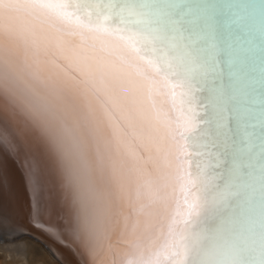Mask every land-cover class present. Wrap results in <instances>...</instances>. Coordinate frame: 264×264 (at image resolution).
<instances>
[{"label": "snow or ice", "instance_id": "snow-or-ice-1", "mask_svg": "<svg viewBox=\"0 0 264 264\" xmlns=\"http://www.w3.org/2000/svg\"><path fill=\"white\" fill-rule=\"evenodd\" d=\"M12 13L25 17L18 29L11 24ZM257 14L258 74L256 35L251 26ZM50 31L55 35L50 36ZM77 33H86L90 39L75 43L67 38ZM16 36L23 38L26 47L23 71L54 95L59 96L63 85L45 67L43 58L50 49L58 54L61 64L53 66L65 80L84 86L80 91L85 102L92 93L102 96L113 109L127 104L129 123L143 115L144 91L151 97L157 81L163 82L174 102L179 97L175 114L155 109L153 102L155 111L149 119L153 135L145 151L150 159L155 153L162 180L172 179L180 185L184 211L161 233L160 251L145 255L138 245L137 258L128 264H264V0L258 4L0 0V37ZM100 36L113 38L115 46L98 45ZM135 75L143 76L145 84L138 85ZM20 78L9 49L0 41V89L15 98ZM121 92L126 95L120 97ZM89 134L97 145V158L103 160L101 138L91 129ZM119 136L120 129L114 128L113 137L118 140ZM200 157L208 158L210 173L202 171ZM166 187V182L157 184L151 178L137 185L133 232L141 224V215L144 226H152L151 206L162 199L160 192ZM0 191L10 199L6 177L0 178ZM40 191L39 181L34 180L32 227L39 218ZM234 198L242 201L235 209ZM2 207L0 228L11 242V234L22 236L27 225L13 223L7 200ZM69 215L56 224L40 226L50 242L44 246L58 264H86L84 253L71 247ZM203 233L209 241L206 245L201 243ZM180 249L184 261L176 259ZM65 251L71 253L72 261L61 259Z\"/></svg>", "mask_w": 264, "mask_h": 264}, {"label": "bare ground", "instance_id": "bare-ground-1", "mask_svg": "<svg viewBox=\"0 0 264 264\" xmlns=\"http://www.w3.org/2000/svg\"><path fill=\"white\" fill-rule=\"evenodd\" d=\"M222 2L258 4L260 0H222ZM11 15L13 28H20L25 19L24 15L22 13ZM251 26L256 35L255 51L258 74L260 50L258 14ZM66 28L67 31H72L71 26H66ZM49 35L54 36L55 32L50 31ZM67 38L75 43L90 39L86 33H77ZM0 41L9 49L13 63L21 74L15 98L0 89V178H7L10 191V199L3 191H0V213L3 212V202L7 200L13 223L27 225L23 232H30L41 238L44 241L43 244L50 242L39 230L40 226L56 224L66 214H70L68 233L73 242L71 247H78L84 253L86 264H102L108 254L110 255L107 251L109 243L106 242L101 230L104 223L103 212L106 208H103L104 197L98 188L99 180L97 182V179L91 176L92 165H89L82 155L84 144L79 139L81 136L89 142L92 149L95 166L92 161L90 164L92 163L102 174L101 182L115 201V219L112 222L108 221L111 224L110 231H108L110 236H108L115 238L112 242L115 255L113 254L108 263L128 264L130 260H135L140 251L138 245L144 250L145 255L160 251L164 244L161 233H166L171 219H178L179 213L184 211V195L177 182L160 178V172L154 162L155 153H152L150 159L145 146L148 138L153 135L149 119L154 115L155 109L175 114L180 106L179 97L174 102L173 98L166 94L168 90L163 82L157 81L153 85L151 97L146 90L144 91L143 102L140 105L143 115H136L129 123L126 119L127 104L121 103L118 108L113 109L102 96L92 93H88L85 102L80 91L84 86L65 80L63 74L53 66L61 64V61L57 59L58 54L55 49H50L48 56L43 59L46 61L45 67L51 78L58 79L63 85V91L59 93V96L41 87L23 71L27 61L23 38L19 36L11 39L0 37ZM96 42L98 45L103 44L107 49L113 48L116 43L113 38L107 36L97 37ZM48 61L51 62L48 63ZM143 70L144 67L141 66V71ZM134 79L138 85L145 84L141 75H135ZM119 95L123 97L126 94L121 92ZM22 118L28 120L33 129L26 128ZM114 128L120 129L118 140L113 137ZM90 129L103 142L101 144L104 153L103 160L97 158V145L89 134ZM31 132H35L36 136L41 133L42 143H45L49 149L48 159L39 157L38 160L42 149H38L41 146L37 140L31 138L29 135ZM60 133L65 135L62 137ZM27 146L33 148L38 155L32 156ZM67 146L69 149H66ZM70 149L74 152L75 158L71 156V153L69 154ZM88 157L91 159L87 154ZM196 160L197 158H194V161ZM198 162L204 173L211 172L207 157L198 158ZM149 178L157 184L166 182L167 187L160 192L162 199L157 200L151 206L152 226L146 228L141 215V224L133 232L130 225L133 217L137 215L136 187ZM34 180L39 181L41 189L40 213L36 227L31 226ZM234 199L236 203L233 208L235 209L237 205H242V201L239 198ZM106 213H104L105 216H108ZM241 214L242 212H239L237 216ZM197 231L202 232V229H197ZM10 240L11 242L5 239L4 230L0 228V249L6 251L8 264H13L9 258L12 257L14 248L21 245L27 246L29 241L27 236H18L15 233L11 234ZM201 243L205 245L209 243L206 233L201 235ZM53 247L55 248L54 245ZM65 257L72 261L70 252L65 251L61 259ZM25 259V262L32 264L28 256ZM176 259L180 261L186 259L182 249L177 250ZM52 260L54 261L53 258Z\"/></svg>", "mask_w": 264, "mask_h": 264}, {"label": "rangeland", "instance_id": "rangeland-1", "mask_svg": "<svg viewBox=\"0 0 264 264\" xmlns=\"http://www.w3.org/2000/svg\"><path fill=\"white\" fill-rule=\"evenodd\" d=\"M23 119V118H22ZM23 121L25 122V126L26 128H32L30 125H29V121L26 120V119H23ZM84 127L82 126V129ZM33 129V128H32ZM40 134L39 133L37 136H36V133L35 132H31L29 133V135L31 136L32 139L34 140H37L38 144L41 146V148L38 147V149H42L41 152L39 153V156H38V160H39V157H42L44 159H48V155H49V149L47 148L46 144L45 143H42V138L40 137ZM60 135L63 137V135H65L64 133H60ZM36 138V139H35ZM80 141H82L81 143L84 144V147H83V157L85 159V161L89 164V165H92L94 164L95 166V161L93 160L92 158V149L90 148L89 146V142L84 138V137H81L80 136ZM64 141L66 142V139H64ZM28 147V146H27ZM30 150H31V154L32 156H37L38 153H36L33 148L31 147H28ZM66 149H69V147L67 146ZM87 150V151H85ZM69 154L71 153V156H73L75 158V154L74 152H72V150H68ZM78 152V150H77ZM86 154V155H85ZM87 154L88 156H90L91 159H89V157L87 158ZM90 154V155H89ZM68 155V153H67ZM78 155H80V153L78 152ZM85 155V156H84ZM89 159V160H88ZM92 161V163L90 164V162ZM91 166V176L95 179H97V182H98V188L99 190L103 193V197H104V204H103V208L105 209L106 208V211L103 212V225H102V232H103V236L106 240L107 243V251L108 253H110V255L108 254V256L104 259V262L102 264H109V259L113 256L114 252H113V247H112V242L115 238H111L109 237L110 236V233L108 231H110V228H111V224L108 222H112L114 219H115V212H116V208H115V201L113 200L112 196H110L109 192L106 191L105 189V186L103 184L102 179H103V176L102 174L97 170L96 167H92ZM98 171V172H97ZM98 174V175H97ZM98 176V178H97ZM102 185V186H101ZM106 192V193H105ZM105 193V194H104ZM107 201H106V199ZM111 200V201H110ZM109 201V202H108ZM108 202V204L106 205V203ZM113 204H112V203ZM107 207H106V206ZM109 205V206H108ZM112 205V206H110ZM108 208V209H107ZM114 208V209H113ZM110 209H113V211ZM107 212V213H106ZM108 215V216H105V214ZM113 213V214H111ZM113 215V216H112ZM113 219H112V217ZM106 217V218H105ZM110 217V218H109ZM107 219V220H106ZM107 224V226H106ZM110 224V226H109ZM108 228V229H107ZM108 233V234H107ZM30 232H27V233H24L23 235L27 236V240L29 241L28 242V245L24 246V245H21V246H18V247H15L14 250L12 251V257L9 258L10 261H12L13 264H28L27 262H25V258L28 256V259L30 260L29 262H31L32 264H39V263H43V264H58V261L48 252V250L45 248V244H42L43 242L37 240L36 238L33 239V234L31 233L30 235ZM109 235V236H108ZM111 238V239H110ZM32 239V240H31ZM111 247V250H110V247ZM111 251V252H109ZM6 251L4 249H0V264H8V262L6 261ZM115 255V254H114ZM52 258L54 259V261L52 260ZM107 262V263H106Z\"/></svg>", "mask_w": 264, "mask_h": 264}, {"label": "water", "instance_id": "water-1", "mask_svg": "<svg viewBox=\"0 0 264 264\" xmlns=\"http://www.w3.org/2000/svg\"><path fill=\"white\" fill-rule=\"evenodd\" d=\"M33 237H35L37 240H39V241H41V242H43L44 243V241L41 239V238H39V237H37V236H35L34 234L32 235ZM42 243V244H43Z\"/></svg>", "mask_w": 264, "mask_h": 264}]
</instances>
